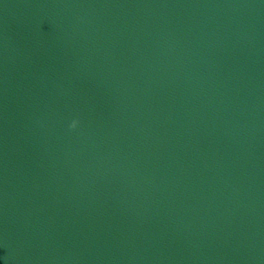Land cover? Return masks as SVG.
Here are the masks:
<instances>
[{"label":"water","instance_id":"water-1","mask_svg":"<svg viewBox=\"0 0 264 264\" xmlns=\"http://www.w3.org/2000/svg\"><path fill=\"white\" fill-rule=\"evenodd\" d=\"M140 3L0 0V264L97 263Z\"/></svg>","mask_w":264,"mask_h":264},{"label":"clouds","instance_id":"clouds-1","mask_svg":"<svg viewBox=\"0 0 264 264\" xmlns=\"http://www.w3.org/2000/svg\"><path fill=\"white\" fill-rule=\"evenodd\" d=\"M72 127H75V122H73Z\"/></svg>","mask_w":264,"mask_h":264}]
</instances>
